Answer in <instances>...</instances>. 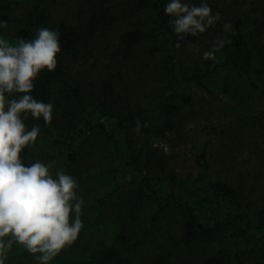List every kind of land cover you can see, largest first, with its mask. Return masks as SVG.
<instances>
[{"label": "trees", "instance_id": "trees-1", "mask_svg": "<svg viewBox=\"0 0 264 264\" xmlns=\"http://www.w3.org/2000/svg\"><path fill=\"white\" fill-rule=\"evenodd\" d=\"M169 2L0 0V21L9 20L16 4L27 8L22 24L9 36L0 32V37L15 44L48 28L58 31L61 45L55 71L41 72L30 93L53 105L51 122L28 115L26 128L38 125L40 134L35 145L21 152V162L28 167L39 161L53 177L63 171L92 187H109L78 195L83 228L49 264H138L142 239L152 250L151 264H177L157 236L171 213L180 217L186 244L217 243L196 264H264V177L255 180L254 170L252 180L247 167L237 178L230 169L222 176L213 173L212 153L221 143L215 128L196 144L197 176L181 177L172 159L186 107L194 99L184 86L209 85L212 92L210 83L223 73L221 92L229 102L237 101V111L250 108L244 106L253 104L254 97L264 102V0H224L215 8L221 17L215 26L186 36L179 48L169 24L172 18L164 11ZM250 3L260 12L255 28ZM214 29L224 36H214ZM217 40L223 47L214 60L189 57L201 44L211 50ZM150 81L155 89L147 86ZM135 84L156 94L138 100L132 95ZM252 124L255 135L264 132V117ZM88 144L93 153L103 155L100 164L86 162ZM162 144L168 146L167 153ZM218 155L224 159V149ZM91 166L100 178H92ZM261 169L264 175V165ZM8 255L6 264H39L18 244Z\"/></svg>", "mask_w": 264, "mask_h": 264}, {"label": "clouds", "instance_id": "clouds-1", "mask_svg": "<svg viewBox=\"0 0 264 264\" xmlns=\"http://www.w3.org/2000/svg\"><path fill=\"white\" fill-rule=\"evenodd\" d=\"M164 11L172 18L169 24L177 48L186 36L205 33L219 18L206 0L199 5L170 0ZM7 27V21H0V28ZM222 47L223 41H214L203 59L214 60ZM60 51L58 31L48 28L15 44L0 37V264H5L13 244L25 248L39 264H49L76 241L83 228L76 180L63 171H56L53 178L49 166L37 161L26 167L20 158L40 134L38 125L26 128L28 115L51 122L53 105L30 93L41 72L55 71ZM162 149L169 151L166 144Z\"/></svg>", "mask_w": 264, "mask_h": 264}, {"label": "rangeland", "instance_id": "rangeland-1", "mask_svg": "<svg viewBox=\"0 0 264 264\" xmlns=\"http://www.w3.org/2000/svg\"><path fill=\"white\" fill-rule=\"evenodd\" d=\"M182 2H188L190 5H199L201 0H183ZM206 2L215 15L217 14L215 8H219L224 0H206ZM26 9L27 8L23 4H16L9 14L10 18L7 20L8 27L6 29L0 28V32L3 35L9 36L15 31V29L22 24ZM248 10L251 13L250 20H252V26L254 28L256 26L258 27L259 24L257 25L256 23L258 21L257 16L260 15L258 8L254 10V6H251L250 3V5H248ZM218 17L221 18L220 13ZM218 19L211 26H215ZM213 31L214 36H224L221 32L215 31V29ZM207 50L206 44H201L199 47L192 49L188 55L194 58L195 56L202 55ZM225 77V74L220 73L212 80L210 83L212 92H210L209 85L208 88L205 89H201L195 84L184 86L185 91L191 93L194 99L192 105L186 107V121L184 120L185 122L182 128H180L182 134L174 140L177 154L172 155L174 161L173 166L177 168L181 177L192 178V176H197L198 170L193 155L194 152L196 154V144L200 139L206 136L207 131L215 128V130H217V137L221 138L219 151L224 149V154L226 156L222 159L221 156L218 155L219 151L212 153V161L214 162L211 161L213 173L222 176L230 169L231 176L237 178L239 175H244V168L247 167V170L249 169L251 172H246V174L252 180H254V170L258 171L255 180L259 182L261 178L264 177L261 169L264 165L262 156L264 154V132L255 135L254 133L258 131H254L252 123L254 119L259 120V118L264 117V102L259 101L258 97H254L253 104L246 102L247 105L244 106H249L250 108L244 110L243 107H240V111H237L236 109L239 106L237 101L229 102L228 98H224L221 92ZM255 82L260 84L258 79H255ZM155 84V82L150 81L147 86L152 90L155 89ZM131 86L132 95H135V98L138 100L145 97L146 94L152 96L156 94L157 91L156 90L155 93L152 94L141 88L139 84ZM228 105L234 106V108L230 107L229 109V107H226ZM172 148L174 149V147ZM93 149L94 148L90 144L85 146L86 153L91 154L85 157L86 162L100 164V160L104 159V157L100 154V151L93 153L95 151H93ZM90 168V171L93 173L92 178L98 179L101 177V173L98 171L97 167L91 166ZM95 171L100 174H96ZM71 176L77 182L78 187L75 191L77 195L81 197L91 195L93 191L102 192L109 189L108 186H105L103 190L100 186L92 187V185L84 182V180L81 181L73 175ZM53 178H55V176ZM128 178L131 179V176L128 175ZM124 190L128 191L129 189L125 188ZM116 210L117 209L112 210L113 215L116 214ZM179 220L180 217H178L177 213H171L160 223L157 232V236L165 242L170 255L173 256L177 264H196L199 258L202 257V254L206 253L207 249L217 248V243L214 241L202 242V244L200 243L199 245L196 243L194 245L186 244L179 232ZM142 241L143 242L139 243V249L136 253L138 264H151L152 250L144 239H142Z\"/></svg>", "mask_w": 264, "mask_h": 264}]
</instances>
